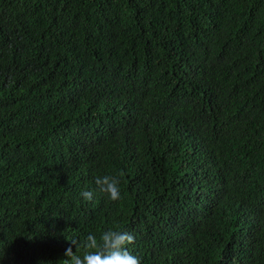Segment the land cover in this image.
<instances>
[{"label":"trees","instance_id":"16d2710c","mask_svg":"<svg viewBox=\"0 0 264 264\" xmlns=\"http://www.w3.org/2000/svg\"><path fill=\"white\" fill-rule=\"evenodd\" d=\"M108 230L264 264V0H0V264Z\"/></svg>","mask_w":264,"mask_h":264},{"label":"clouds","instance_id":"9594fccd","mask_svg":"<svg viewBox=\"0 0 264 264\" xmlns=\"http://www.w3.org/2000/svg\"><path fill=\"white\" fill-rule=\"evenodd\" d=\"M120 175L123 176V173ZM119 183L117 177L109 175L95 179L99 192L112 201L121 197ZM81 196L91 201L93 192L84 191ZM132 243L134 236L123 230H108L101 233L99 238L95 234H88L82 242L70 241V246L65 251L64 264H141V260L127 249V245ZM72 246H75V251ZM80 248L84 249L83 255L77 254Z\"/></svg>","mask_w":264,"mask_h":264}]
</instances>
